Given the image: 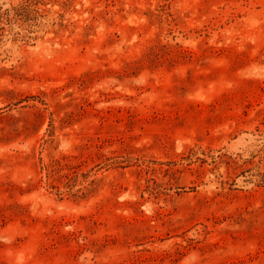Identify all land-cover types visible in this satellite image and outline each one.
<instances>
[{
	"label": "rangeland",
	"instance_id": "obj_1",
	"mask_svg": "<svg viewBox=\"0 0 264 264\" xmlns=\"http://www.w3.org/2000/svg\"><path fill=\"white\" fill-rule=\"evenodd\" d=\"M0 264H264V0H0Z\"/></svg>",
	"mask_w": 264,
	"mask_h": 264
}]
</instances>
